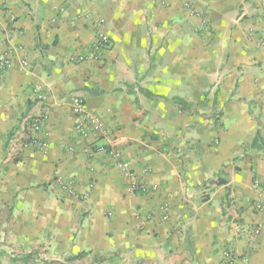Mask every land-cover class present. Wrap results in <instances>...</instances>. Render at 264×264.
Returning <instances> with one entry per match:
<instances>
[{"label":"crops","instance_id":"1","mask_svg":"<svg viewBox=\"0 0 264 264\" xmlns=\"http://www.w3.org/2000/svg\"><path fill=\"white\" fill-rule=\"evenodd\" d=\"M1 55L0 264H264V0H0ZM75 95L154 189L126 192Z\"/></svg>","mask_w":264,"mask_h":264},{"label":"built area","instance_id":"2","mask_svg":"<svg viewBox=\"0 0 264 264\" xmlns=\"http://www.w3.org/2000/svg\"><path fill=\"white\" fill-rule=\"evenodd\" d=\"M104 20L100 19L99 24L103 23ZM111 44L110 37L100 31L91 49L90 57L93 59H100V53L103 49ZM85 55H77L74 57V61L81 62L85 60ZM12 60L6 55L0 56V67L7 68L11 66ZM22 65L27 64V60L24 58L21 60ZM38 98L42 101L47 99V94L42 90L41 87L37 88ZM71 110L76 117L75 128L78 133L86 140L90 141L92 145H95L94 150L98 152L107 153L121 168L125 176L128 179L126 185V192L133 194L136 191L141 193L149 192L151 189L148 185L142 183L137 174H135L128 161L123 158L122 152L113 147L112 134L105 122V120L96 114L95 112L88 109L85 100L80 96H73L71 100ZM48 119V110L43 111L40 115L32 117L28 125V133L25 137L23 146L27 147L30 145H37L42 150H46L49 146L48 132L44 129V123ZM53 183L60 186L62 189L69 193H75L74 184L71 179L63 176H57L53 179ZM255 209L258 211L264 210V196L258 199L255 204ZM163 219L169 217L168 210L163 207ZM255 233H259V229L255 230Z\"/></svg>","mask_w":264,"mask_h":264},{"label":"trees","instance_id":"3","mask_svg":"<svg viewBox=\"0 0 264 264\" xmlns=\"http://www.w3.org/2000/svg\"><path fill=\"white\" fill-rule=\"evenodd\" d=\"M253 146H259V149L264 148V138L260 135V133L254 138Z\"/></svg>","mask_w":264,"mask_h":264}]
</instances>
